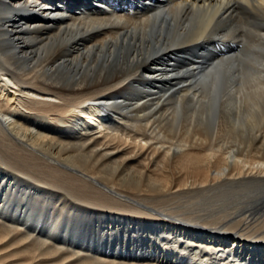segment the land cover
<instances>
[{"label": "bare ground", "instance_id": "1", "mask_svg": "<svg viewBox=\"0 0 264 264\" xmlns=\"http://www.w3.org/2000/svg\"><path fill=\"white\" fill-rule=\"evenodd\" d=\"M0 164V264H264V0H0Z\"/></svg>", "mask_w": 264, "mask_h": 264}, {"label": "rangeland", "instance_id": "2", "mask_svg": "<svg viewBox=\"0 0 264 264\" xmlns=\"http://www.w3.org/2000/svg\"><path fill=\"white\" fill-rule=\"evenodd\" d=\"M106 92H109V91H106ZM172 137V136H171ZM209 135H207V139L206 140H204L203 141V144H204V146L207 148V149H213L214 151H215V153H216V155L214 156V157H212L213 159H212V162H214L213 163V168L211 169V173H212V175H216V174H218L220 171H221V166H219V165H217L218 163V160H220L222 157H226V158H228L229 157V155H230V152L229 151H231L232 149H235L236 148V145H238L239 144V142L238 141H234V140H230V141H228V142H224V135H222V134H213V135H211L209 138ZM217 137V138H216ZM169 138V139H168ZM173 138V139H172ZM172 138H170V136H168L167 137V139L165 140L164 139V144L165 145H167V146H169V145H172V143L173 142H176V140L175 139H177L175 136L174 137H172ZM171 139V140H170ZM221 141V142H220ZM229 143V144H228ZM235 143V144H234ZM223 144H225V145H223ZM259 144H261L260 142L258 143V145ZM219 149V150H218ZM214 153V154H215ZM220 155V156H219ZM213 156V155H212ZM218 157V158H217ZM217 160V161H216ZM215 162H216V164H215ZM217 165V166H216ZM0 166H2L3 168H5L6 170H8V171H11L12 172V170H10V169H8V168H6L5 167V165H2V164H0ZM215 166V167H214ZM217 167V168H216ZM215 168V169H214ZM10 173V172H9ZM2 175H5V173L3 172L2 173ZM183 175H184V173L182 172V171H178L176 174H175V176H174V179H175V181H174V183H173V185H174V189L173 190H185V189H188V188H191V186L192 185H194V184H190L191 183V181H192V178L193 177H189V179H188V181H181L182 179L181 178H183ZM7 177H9L10 175L8 174V175H6ZM178 187V188H177ZM93 207H95V208H99V209H102V210H107V211H111V212H113L114 214H117V212L118 211H114V210H110V209H104V208H102V207H96V206H93ZM29 231V230H28ZM242 231V230H241ZM241 231H238V232H241ZM11 236L10 237H12L13 235H14V233H13V235L12 234H10ZM259 236H261V235H259ZM259 236H255V238H256V240L257 239H259ZM9 237V236H8ZM9 237V238H10ZM253 238V240L255 239L254 237H252Z\"/></svg>", "mask_w": 264, "mask_h": 264}, {"label": "water", "instance_id": "3", "mask_svg": "<svg viewBox=\"0 0 264 264\" xmlns=\"http://www.w3.org/2000/svg\"><path fill=\"white\" fill-rule=\"evenodd\" d=\"M194 60H197V59H194Z\"/></svg>", "mask_w": 264, "mask_h": 264}]
</instances>
